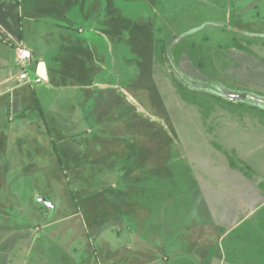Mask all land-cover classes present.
<instances>
[{
	"label": "rangeland",
	"instance_id": "obj_1",
	"mask_svg": "<svg viewBox=\"0 0 264 264\" xmlns=\"http://www.w3.org/2000/svg\"><path fill=\"white\" fill-rule=\"evenodd\" d=\"M199 4L123 0L125 85L78 129L52 87L28 112L0 81V264H264V7ZM59 10L23 0L41 57Z\"/></svg>",
	"mask_w": 264,
	"mask_h": 264
},
{
	"label": "crops",
	"instance_id": "obj_2",
	"mask_svg": "<svg viewBox=\"0 0 264 264\" xmlns=\"http://www.w3.org/2000/svg\"><path fill=\"white\" fill-rule=\"evenodd\" d=\"M57 1L61 10L55 15L56 19L52 22L56 29L53 31V36L58 38L54 47L56 49L53 55L47 52V56L41 57L40 50L29 46L24 40V31L26 30H24L22 22L25 17L22 13L23 0H0V8H2L0 9V81L12 79L11 76L9 77L10 70H19L22 73L23 65L18 58V53L21 46H26L33 54L29 64L30 70L34 76L38 75L42 78V81L37 84H44L47 88L52 87L56 92L52 97L53 101H57L56 107H59L57 104L61 103L65 106L57 109L53 107L55 110L53 112L60 118H65L69 123L76 122V129H78L79 124L86 125L88 123V114L96 115L100 110L97 107L102 103V100L104 101L103 96L107 95L110 88L117 89L120 88L119 86L125 85L124 78L118 73L119 67L124 64L125 31L121 30L118 23H112L113 20L124 21L125 13L121 10L123 0H112V2H110L111 0H61L60 3L59 0ZM151 1L156 2V0ZM239 1L240 4L236 9L239 15L247 13L251 7L257 10L258 15L262 13L263 0H258L253 4L251 1ZM197 2L200 3L199 6L214 8L220 5V0H197ZM117 6L120 8L118 9ZM8 8L10 11L5 14ZM214 8L211 9L212 12L215 11ZM119 11L122 16L116 15ZM209 12L210 10L207 11L208 14ZM211 17L215 19L213 15ZM26 18L32 23L38 21L31 15ZM242 29L245 30L244 27ZM253 29L257 30L256 27ZM250 30L252 28L247 29V31ZM44 34L45 31L41 33L42 37ZM7 42H11L12 45ZM69 62L74 63V67L67 68V71L66 66L63 70L57 66L58 63L68 64ZM79 71H83L86 78L80 77ZM18 80L20 82V76ZM21 86L25 88L18 87V89L23 88L24 95L19 98L10 97L13 108L22 109L27 102L26 109L28 112H32L33 108H30L29 103L33 98L29 88L33 87L22 82ZM9 89L13 88H7V93ZM62 91L63 94L60 98L59 95ZM66 92L68 96L65 98ZM41 112L43 114V111ZM51 115L53 114L51 113ZM73 116L76 118L84 116L85 118L78 122H71ZM98 116L95 117L99 118ZM29 129L30 126H27L23 133H27ZM53 132L55 133V131Z\"/></svg>",
	"mask_w": 264,
	"mask_h": 264
},
{
	"label": "built area",
	"instance_id": "obj_3",
	"mask_svg": "<svg viewBox=\"0 0 264 264\" xmlns=\"http://www.w3.org/2000/svg\"><path fill=\"white\" fill-rule=\"evenodd\" d=\"M32 51L26 47L19 48V59L23 65V71L20 75V81L26 84H37L42 81V78L38 75L34 76L30 70V60L32 59Z\"/></svg>",
	"mask_w": 264,
	"mask_h": 264
}]
</instances>
